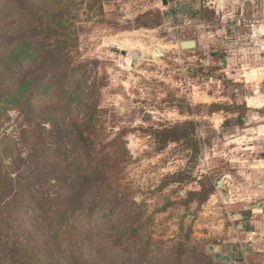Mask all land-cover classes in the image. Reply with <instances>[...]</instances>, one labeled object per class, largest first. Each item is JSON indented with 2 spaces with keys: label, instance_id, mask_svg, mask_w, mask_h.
<instances>
[{
  "label": "rangeland",
  "instance_id": "rangeland-1",
  "mask_svg": "<svg viewBox=\"0 0 264 264\" xmlns=\"http://www.w3.org/2000/svg\"><path fill=\"white\" fill-rule=\"evenodd\" d=\"M171 13L177 14L174 21L168 20ZM11 14V25L0 15V52L29 37L27 59L16 61L27 63V71L44 75L46 68L38 66L47 49L41 47L63 35L71 38V59L54 81L29 76L26 120L59 141L69 122L58 112L42 123L56 102L72 96L73 106L88 94L90 101L96 97L104 111L103 143L120 138L131 156L113 176L112 187L151 219L157 255L148 264H226L215 262L208 246L230 256L229 264H264L256 234L238 227L263 217L243 207L256 205L257 198L264 202L256 195L264 177L256 183L250 176L251 171L258 176L256 154L264 153L263 0H174L166 6L161 0H27L26 7L14 4ZM188 41L195 48H182ZM158 42L167 43L164 56L140 57L132 66L112 51L129 54ZM81 81L84 92L78 90ZM95 81L99 91L93 96L88 88ZM21 105L8 110L0 133L14 135L13 128L24 124ZM176 126L185 137L161 141ZM18 150L26 159L25 144Z\"/></svg>",
  "mask_w": 264,
  "mask_h": 264
},
{
  "label": "trees",
  "instance_id": "trees-1",
  "mask_svg": "<svg viewBox=\"0 0 264 264\" xmlns=\"http://www.w3.org/2000/svg\"><path fill=\"white\" fill-rule=\"evenodd\" d=\"M14 4L26 7L27 0H0L6 25L12 24ZM19 42L0 52V122L9 120L12 107L24 106L19 110L24 124L12 130L16 136L0 133V264H148L157 255L151 219L142 206L112 187L113 176L131 158L126 143L120 138L103 143L104 111L89 94L73 106L72 96L64 97L56 102L52 116L42 119V123L53 120L59 112V119L69 122L59 141L52 140L46 128H31L26 120L31 94L25 95L29 76L37 72L27 71V63L16 64L27 59L30 46L29 37ZM72 45L71 38L63 35L53 45L41 47L47 50L38 69L46 70L44 75L37 73L39 81L58 77V70L71 59ZM82 85L83 81L80 92ZM88 89L96 96L99 86L95 81ZM178 128L164 132L161 141L175 143L184 135L174 131ZM20 144L28 148L26 159L19 158Z\"/></svg>",
  "mask_w": 264,
  "mask_h": 264
},
{
  "label": "crops",
  "instance_id": "crops-1",
  "mask_svg": "<svg viewBox=\"0 0 264 264\" xmlns=\"http://www.w3.org/2000/svg\"><path fill=\"white\" fill-rule=\"evenodd\" d=\"M264 1V0H263ZM252 148H256V146H253ZM259 157V158H258ZM255 161L257 162V164H255L256 166H254V167H256L255 168V170H256V174H258V176H256V175H254V172L253 171H251V174H250V176H251V179H252V181H255L256 183H258L259 181H258V179H260L262 176L264 177V153L262 154V153H260V152H258L257 154H256V158H255ZM263 183H264V180H263ZM258 186H256V188H257ZM260 188V189H259ZM258 189H259V191H257L258 193L256 194V195H260V196H264V187H259ZM257 189V190H258ZM228 195V197H229V202H230V195L229 194H227ZM240 200V199H239ZM241 200H242V198H241ZM257 200H258V202H256V205H250V204H244L245 206H243L244 207V209L245 210H248V212H250V214L251 215H254V213H261V215L263 216V217H258V216H256V217H251V220L249 219L248 221H244L241 225H239V226H241L242 228L241 229H243V232L244 233H246V232H248V233H246V234H249V235H252V234H256V239H255V241L258 243V244H260V246H258V249L256 250L257 252H264V243H260L261 242V240H262V238L264 237V222L262 223V221H259V220H264V202H260V201H262V198H257ZM259 203H262L263 204V208H261V209H259V208H255ZM241 216V218L240 219H243V217H242V215H240ZM255 218H258L256 221H254L255 220ZM238 226V227H239ZM248 227H251V228H253L252 230H250V231H247V228ZM257 229H259V231H257ZM249 237L250 236H248V239H249ZM247 239V240H248ZM246 240V241H247ZM249 241V240H248ZM245 243H247V242H245ZM246 250V249H245ZM253 250L251 249V252H252ZM246 252V251H245ZM251 252H248V253H251ZM238 254V257L240 258L241 257V254L240 253H237ZM226 256H228V255H226ZM230 257V256H229ZM231 258V257H230ZM262 258H263V260H264V256H262ZM232 261V260H231Z\"/></svg>",
  "mask_w": 264,
  "mask_h": 264
},
{
  "label": "water",
  "instance_id": "water-1",
  "mask_svg": "<svg viewBox=\"0 0 264 264\" xmlns=\"http://www.w3.org/2000/svg\"><path fill=\"white\" fill-rule=\"evenodd\" d=\"M162 1V4L164 6H166L169 2H173L174 0H161ZM185 45H188L189 48H195L196 44L194 41H188V42H184L181 44L182 48L185 46ZM113 52H115L116 54H120L122 56H126L127 55V52L125 50H122V51H119L118 49L116 50H112ZM130 55L132 56L133 60H137L138 58L140 57H144V53L143 52H136V51H133V52H130ZM164 56L163 53L159 52L158 50H153L152 52V57H162ZM133 65H135V62L133 63ZM219 185H222V182H218ZM225 199H228V195L226 194L225 195ZM255 208H263V204L262 203H259ZM239 218H241V216H239ZM239 228H242L241 226H239ZM207 251L213 255V258L215 260V262L217 263H226V264H229L231 263V258L229 256H226V255H221L220 253H217V251H214V249L211 247V246H208L207 247ZM246 252H251V249H247Z\"/></svg>",
  "mask_w": 264,
  "mask_h": 264
},
{
  "label": "bare ground",
  "instance_id": "bare-ground-1",
  "mask_svg": "<svg viewBox=\"0 0 264 264\" xmlns=\"http://www.w3.org/2000/svg\"><path fill=\"white\" fill-rule=\"evenodd\" d=\"M119 41V40H118ZM196 44V43H195ZM167 47V43L166 42H163V43H161V42H158L156 45H154V47L153 48H151V49H148V48H146V47H144V45L143 46H140V49L137 51V50H133V51H136V52H143L144 53V57L143 58H149V59H153V58H155V57H152V52H153V50H158L159 52H161V53H163L164 54V50H165V48ZM135 48V47H134ZM184 49H188L189 48V46L188 45H185L184 47H183ZM135 49H137V48H135ZM132 51V52H133ZM131 52V51H130ZM126 57L127 58H125L126 60H127V63L128 64H130L131 66L133 65V63L135 62V63H137V61L139 60V58L135 61V60H133V58H132V56L130 55V53L129 54H127L126 55ZM148 60V59H147ZM226 201L227 202H229V197H228V199H226ZM213 249H214V251H217V249L215 248V247H213V246H211Z\"/></svg>",
  "mask_w": 264,
  "mask_h": 264
},
{
  "label": "built area",
  "instance_id": "built-area-1",
  "mask_svg": "<svg viewBox=\"0 0 264 264\" xmlns=\"http://www.w3.org/2000/svg\"><path fill=\"white\" fill-rule=\"evenodd\" d=\"M177 18V14L176 13H171L168 17V20L170 21H174Z\"/></svg>",
  "mask_w": 264,
  "mask_h": 264
}]
</instances>
